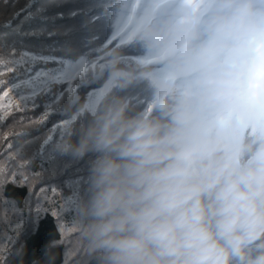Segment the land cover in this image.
<instances>
[{
  "label": "clouds",
  "instance_id": "clouds-1",
  "mask_svg": "<svg viewBox=\"0 0 264 264\" xmlns=\"http://www.w3.org/2000/svg\"><path fill=\"white\" fill-rule=\"evenodd\" d=\"M111 94L54 148L91 154L96 264H264V0H116ZM123 42V43H122ZM139 54L130 60L124 48Z\"/></svg>",
  "mask_w": 264,
  "mask_h": 264
},
{
  "label": "trees",
  "instance_id": "trees-1",
  "mask_svg": "<svg viewBox=\"0 0 264 264\" xmlns=\"http://www.w3.org/2000/svg\"><path fill=\"white\" fill-rule=\"evenodd\" d=\"M115 3L0 0V96L9 91V98L27 110L6 112L0 120V264H96L74 230V205L86 197L94 157L75 159L54 146L69 134H61V124L72 129L71 139L77 140L76 130L89 122L91 105L107 84L105 53L120 39ZM135 51L124 48L127 56ZM111 94L138 100L146 95L142 88H112ZM40 115L46 116L41 124L28 122ZM18 150L31 157L30 167L17 168L21 162L13 157ZM13 171L19 173L16 182H6ZM38 172L44 174L36 177ZM25 174L30 179L21 186ZM52 188L60 195L52 198ZM42 189H48L47 195ZM64 197H73L75 203L56 218L52 210L62 208Z\"/></svg>",
  "mask_w": 264,
  "mask_h": 264
},
{
  "label": "snow or ice",
  "instance_id": "snow-or-ice-1",
  "mask_svg": "<svg viewBox=\"0 0 264 264\" xmlns=\"http://www.w3.org/2000/svg\"><path fill=\"white\" fill-rule=\"evenodd\" d=\"M129 47H131V46L129 45ZM138 54L139 53L137 51H135V52L131 53L130 56L128 55V58L130 60H134L138 56ZM111 89H112V85L106 84L100 90V92L96 96L95 101L91 105L92 111H94L95 107L104 99L105 96H107L111 92ZM86 107H88V105H86ZM12 110H16V111H20V112H26L27 111L26 109L22 108L21 104L15 98H9V91H5L3 93V96H0V120H2L4 118V114L6 112H10ZM27 119H28V122L30 124L39 125L46 119V116L45 115H40L38 117L33 116V117L27 118ZM59 127H60L62 135L64 132H66L68 130V127L66 124H61ZM52 131L53 132L56 131V126L53 127ZM22 133H20V134H22ZM47 139L50 140L51 135ZM41 147H43V145ZM18 153H19L18 155H14V157H13V159H18L21 162L19 165H17V168L23 169V168L30 167L31 157L28 155H25L22 150H18ZM40 154H42V150H41ZM18 174H19L18 171H13L11 173V179L10 180L6 179V182H16ZM43 174H44L43 172H38V173H35V176L39 177V176H42ZM0 176H3L2 171H0ZM29 179L30 178L28 175H26V174L23 175L21 177V180H20V185L21 186L27 185ZM3 184H4V182H0V186H2ZM47 192H48V189H42V193L44 195H47ZM51 193H52V198H55V196L60 195L59 190L56 188H52ZM30 194H31V192H30ZM63 200H64V204L62 205V208L60 210H56V209L52 210V214L56 218H59L61 211H67L69 209V207L75 203V200L73 197H69V198L64 197ZM4 203L6 204V202H4ZM4 217L7 218V211L4 212ZM74 230H76L75 227H74ZM60 231H61V235L63 236V234H64V226L63 225H60Z\"/></svg>",
  "mask_w": 264,
  "mask_h": 264
},
{
  "label": "rangeland",
  "instance_id": "rangeland-1",
  "mask_svg": "<svg viewBox=\"0 0 264 264\" xmlns=\"http://www.w3.org/2000/svg\"><path fill=\"white\" fill-rule=\"evenodd\" d=\"M114 38L113 36L111 37V39Z\"/></svg>",
  "mask_w": 264,
  "mask_h": 264
}]
</instances>
